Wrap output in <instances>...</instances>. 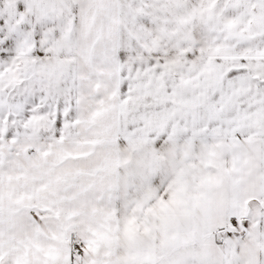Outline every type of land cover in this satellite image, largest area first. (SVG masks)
<instances>
[{
  "label": "snow or ice",
  "instance_id": "1",
  "mask_svg": "<svg viewBox=\"0 0 264 264\" xmlns=\"http://www.w3.org/2000/svg\"><path fill=\"white\" fill-rule=\"evenodd\" d=\"M0 264H264V0H0Z\"/></svg>",
  "mask_w": 264,
  "mask_h": 264
}]
</instances>
